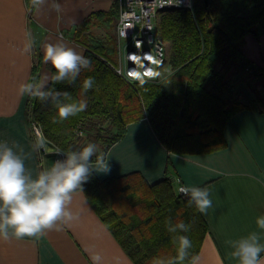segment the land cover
<instances>
[{
  "label": "trees",
  "instance_id": "obj_1",
  "mask_svg": "<svg viewBox=\"0 0 264 264\" xmlns=\"http://www.w3.org/2000/svg\"><path fill=\"white\" fill-rule=\"evenodd\" d=\"M117 16L114 2L107 11L92 13L74 27L72 37L82 39L84 55L90 58L93 70H82L75 85H55L76 100L86 99L87 109L53 123V118L59 121L54 106L27 96L29 124L36 122L47 144L61 152L78 149L91 140L99 143V152L105 157L110 146L124 137L128 124L143 118L169 153L204 154L224 148V126L244 105L223 99L216 86L230 68L243 72L250 84L262 74L242 49L245 36L264 27V0H193L190 8L162 12L156 31L167 46V85L157 79L129 81L117 74L112 31ZM95 18L106 31V43L90 31ZM40 63L38 50L31 80L39 78ZM54 72L51 68V74ZM88 76L94 78V86L81 95L79 85ZM83 192L134 264H156L159 258L175 256L176 234L167 231L168 220L190 225L189 232L180 234L191 240L190 254L198 255L207 223L194 206H189L188 199L174 190L168 176L149 184L138 172L99 180L92 171Z\"/></svg>",
  "mask_w": 264,
  "mask_h": 264
},
{
  "label": "crops",
  "instance_id": "obj_2",
  "mask_svg": "<svg viewBox=\"0 0 264 264\" xmlns=\"http://www.w3.org/2000/svg\"><path fill=\"white\" fill-rule=\"evenodd\" d=\"M56 2L62 8L59 14L52 10L51 0L39 11H30L27 0H0V141L22 148L26 167L34 175L52 164V156L37 149L25 115L27 96L18 93V86L31 81L38 50L39 77L51 75L53 66L43 59L45 43L63 42L84 54L82 39L72 37L74 27L92 13L107 11L114 2L118 5L117 0ZM116 21L117 18L114 34ZM90 31L107 42L98 18ZM26 33H31L35 42L30 55L19 51ZM242 50L262 74L250 84L243 72L230 68L216 86L223 99L244 105L224 126V148L204 154L169 153L147 118H143L129 123L124 137L108 149L105 158L109 170H93L99 180L138 172L153 184L168 176L177 193L179 185L209 187L218 206L208 215L202 214L208 230L197 255L199 264H236L224 242L259 231L255 218L264 214V27L245 36ZM70 207L78 218L61 225L59 230H49L38 238L0 239V264H92V254L102 257L100 264H134L91 208L83 191L74 194ZM260 264H264V253Z\"/></svg>",
  "mask_w": 264,
  "mask_h": 264
},
{
  "label": "clouds",
  "instance_id": "obj_3",
  "mask_svg": "<svg viewBox=\"0 0 264 264\" xmlns=\"http://www.w3.org/2000/svg\"><path fill=\"white\" fill-rule=\"evenodd\" d=\"M29 3L32 9L39 11L48 0H29ZM51 8L58 14L62 11L56 0H51ZM25 35V42L19 51L22 55H30L35 42L31 33ZM43 59L53 66L55 72L21 83L18 93L41 103L50 102L59 118V121L53 118V123L84 112L88 107L86 99L76 100L69 92L56 89L55 85H75L82 70H93L90 58L58 41L44 44ZM94 83L93 77L84 78L79 85L81 95L91 90ZM43 144L41 138L36 146ZM59 156L62 158L34 175L26 167L23 149L0 141V239L38 238L77 219L78 214L70 207L74 194L83 191V184L89 180L93 170H109L106 158L92 142L75 150L62 151ZM178 191L188 199L189 206H194L203 215H208L209 210L218 206V201L214 204L211 198L209 187L185 184ZM255 225L259 231H250L224 242L230 249L229 257L236 264H260L261 254L264 253V243L261 242L264 239V214L255 218ZM166 228L169 233L176 234L173 237L176 254L166 259L159 258L156 264H199L200 258L190 254L193 247L191 240L187 235L180 234L189 232L190 225L184 221L173 223L168 220ZM90 259L92 264H100L102 257L92 254Z\"/></svg>",
  "mask_w": 264,
  "mask_h": 264
},
{
  "label": "built area",
  "instance_id": "obj_4",
  "mask_svg": "<svg viewBox=\"0 0 264 264\" xmlns=\"http://www.w3.org/2000/svg\"><path fill=\"white\" fill-rule=\"evenodd\" d=\"M118 17L115 26L117 38V74L129 81L156 80L159 69L166 64L167 46L156 31L159 15L169 9L190 8L193 0H117ZM250 72V69L247 68ZM167 74L170 69L166 68ZM159 81V80H158ZM36 143L43 138L44 144L37 147L39 153L50 152L40 126L30 124ZM58 152L59 149L52 148ZM181 185L178 186V189ZM179 194L183 195L178 191ZM184 196V195H183Z\"/></svg>",
  "mask_w": 264,
  "mask_h": 264
},
{
  "label": "rangeland",
  "instance_id": "obj_5",
  "mask_svg": "<svg viewBox=\"0 0 264 264\" xmlns=\"http://www.w3.org/2000/svg\"><path fill=\"white\" fill-rule=\"evenodd\" d=\"M96 31L99 33V34H104V31L103 30H97ZM113 45L116 43L117 44V38H116V35H115V40H113ZM112 58H115V54H113ZM117 63V61H115V64ZM166 68H168V65L167 64H163L162 67L159 69L158 71V74H157V80H160L162 83H164L165 85H167L169 83V78H168V75L167 74L168 72L166 71ZM90 142H93L90 140ZM96 144V143H95ZM98 146V149L100 148V145L99 143L96 144ZM53 148V147H52ZM48 149V148H47ZM56 149V148H55ZM49 151V150H48ZM50 154L52 156V162L58 158H62L59 156V153L50 149Z\"/></svg>",
  "mask_w": 264,
  "mask_h": 264
}]
</instances>
